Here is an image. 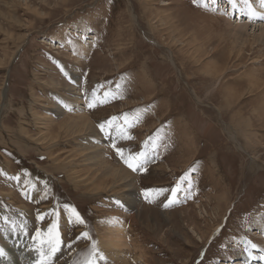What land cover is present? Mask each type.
<instances>
[{
  "label": "rangeland",
  "instance_id": "obj_1",
  "mask_svg": "<svg viewBox=\"0 0 264 264\" xmlns=\"http://www.w3.org/2000/svg\"><path fill=\"white\" fill-rule=\"evenodd\" d=\"M263 32L264 0H0L3 259L56 224L51 264H264Z\"/></svg>",
  "mask_w": 264,
  "mask_h": 264
},
{
  "label": "snow or ice",
  "instance_id": "obj_2",
  "mask_svg": "<svg viewBox=\"0 0 264 264\" xmlns=\"http://www.w3.org/2000/svg\"><path fill=\"white\" fill-rule=\"evenodd\" d=\"M94 103H89V107H93ZM101 129H104V125H100ZM115 147V145H113ZM118 154H122L121 149H116ZM135 160V158H133ZM125 163L128 165L129 168H132L134 171L137 168V164L133 163L130 160H125ZM152 191H158V190H152ZM167 206V205H165ZM77 219L83 223V220L79 217V214L76 213ZM42 218V217H41ZM85 237L88 236L87 233L83 234ZM35 240L38 241L40 247L34 249L38 253V258L34 261H30V264H51V259L54 256V254L60 250L61 246L63 245L62 237L59 234L58 226L56 224H53L48 229V235L47 237H41V232L37 231L36 237H34ZM47 245V250H44V245ZM254 247V246H253ZM97 254L98 250L93 248L92 252L88 254V256L83 260L82 264H98L97 262ZM6 253L3 251V249H0V256H5ZM103 259V257H100Z\"/></svg>",
  "mask_w": 264,
  "mask_h": 264
},
{
  "label": "bare ground",
  "instance_id": "obj_3",
  "mask_svg": "<svg viewBox=\"0 0 264 264\" xmlns=\"http://www.w3.org/2000/svg\"><path fill=\"white\" fill-rule=\"evenodd\" d=\"M264 33V32H263ZM49 45H50V43H49ZM83 47H85V46H83ZM59 49V48H58ZM3 96H5V93H6V88L5 89H3ZM78 120H79V123L80 124H84L85 125V127L86 128H89V125H90V123L87 121V119H86V117L84 116V115H78ZM233 140H235V138L233 137ZM97 147V146H96ZM99 149H101V148H99ZM135 196H133V198H134ZM133 200H135V199H133ZM136 201V200H135ZM71 216H73V213H71ZM73 217H75V216H73ZM113 224H115V223H113ZM112 224V225H113ZM114 228V227H113ZM114 230V229H113ZM123 231H124V225L121 223H119V227H117L116 229H115V232L117 233V235L119 234V235H121L122 233H123ZM110 233H112L111 231H110ZM112 244V246H115V247H120L119 246V244H116V243H114V242H112L111 243ZM104 246H106V245H104ZM122 246V245H121ZM26 253V252H25ZM3 257L4 256H0V264H11L12 262L11 261H9V259H7V260H5V259H3ZM135 262V261H134ZM12 264H14V263H12ZM126 264V263H125Z\"/></svg>",
  "mask_w": 264,
  "mask_h": 264
}]
</instances>
